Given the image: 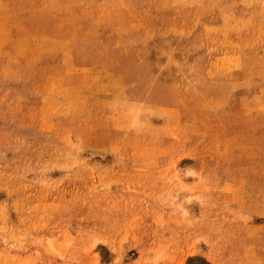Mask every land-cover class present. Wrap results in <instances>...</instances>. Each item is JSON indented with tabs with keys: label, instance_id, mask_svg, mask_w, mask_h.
<instances>
[{
	"label": "rangeland",
	"instance_id": "374dc122",
	"mask_svg": "<svg viewBox=\"0 0 264 264\" xmlns=\"http://www.w3.org/2000/svg\"><path fill=\"white\" fill-rule=\"evenodd\" d=\"M0 264H264V0H0Z\"/></svg>",
	"mask_w": 264,
	"mask_h": 264
},
{
	"label": "clouds",
	"instance_id": "9594fccd",
	"mask_svg": "<svg viewBox=\"0 0 264 264\" xmlns=\"http://www.w3.org/2000/svg\"><path fill=\"white\" fill-rule=\"evenodd\" d=\"M145 114L146 113L144 112V110L141 109L137 113V119H139V117H141V116H144ZM176 179L177 180L180 179V170H177ZM169 183H172V180H169ZM181 191H187V189H183V188L178 189L176 195L169 196L168 203H169V206L172 207V209L175 213L179 214L182 218H186L191 214L189 211V208L186 205H191L194 201H193V199H189V198H185L183 200H180L179 199V193ZM199 199H202V198H197V202H199ZM160 258L161 259L163 258V254H161Z\"/></svg>",
	"mask_w": 264,
	"mask_h": 264
}]
</instances>
